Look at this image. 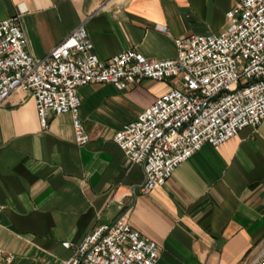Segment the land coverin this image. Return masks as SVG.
Instances as JSON below:
<instances>
[{
	"label": "crops",
	"instance_id": "obj_1",
	"mask_svg": "<svg viewBox=\"0 0 264 264\" xmlns=\"http://www.w3.org/2000/svg\"><path fill=\"white\" fill-rule=\"evenodd\" d=\"M232 0H0V20L17 16L25 49L41 58L84 22L93 52L106 60L133 49L153 60L176 56L178 36L219 32ZM178 81L142 80L127 89L80 86L74 140L70 113L39 123L29 92L0 105V249L9 264H59L95 226L125 213L160 248L156 264H253L264 252V118L219 146L204 144L163 185L144 175L114 142L156 96Z\"/></svg>",
	"mask_w": 264,
	"mask_h": 264
},
{
	"label": "built area",
	"instance_id": "obj_2",
	"mask_svg": "<svg viewBox=\"0 0 264 264\" xmlns=\"http://www.w3.org/2000/svg\"><path fill=\"white\" fill-rule=\"evenodd\" d=\"M227 26L219 32L174 39L176 56L153 60L133 49L106 60L93 52L84 22L35 58L12 16L0 20V105L15 90L29 92L42 128L49 114L70 113L74 140L89 134L79 117L77 89L111 84L118 89L142 80L173 78L176 86L156 96L113 140L132 164L142 167V190L163 185L174 169L204 144L219 146L264 118V0H232ZM59 264H156L159 245L131 227L126 214L95 226ZM14 255L0 249V264ZM253 264H264V252Z\"/></svg>",
	"mask_w": 264,
	"mask_h": 264
}]
</instances>
